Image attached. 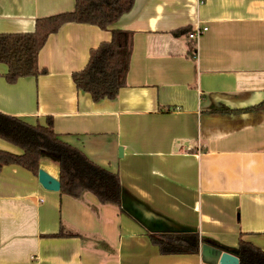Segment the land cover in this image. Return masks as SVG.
Segmentation results:
<instances>
[{"label":"crops","instance_id":"obj_1","mask_svg":"<svg viewBox=\"0 0 264 264\" xmlns=\"http://www.w3.org/2000/svg\"><path fill=\"white\" fill-rule=\"evenodd\" d=\"M73 8L0 0V33L31 32ZM114 29L132 33L125 86L93 102L71 74ZM38 65L45 75L13 84L0 65V113L31 125L50 117L64 141L119 175L121 206L45 190L38 175L2 166L0 264H217L209 242L239 240L264 251V109L243 111L264 99V0H135L107 30L63 25ZM0 151L21 153L1 139ZM39 170L58 181L56 158L42 155ZM151 234H197L199 251L162 255Z\"/></svg>","mask_w":264,"mask_h":264},{"label":"trees","instance_id":"obj_2","mask_svg":"<svg viewBox=\"0 0 264 264\" xmlns=\"http://www.w3.org/2000/svg\"><path fill=\"white\" fill-rule=\"evenodd\" d=\"M135 0H74L70 12L38 18L31 32L0 33V65L7 70L8 84L21 78H37L46 70L38 65V55L48 37L68 23L94 26L107 30L130 12ZM132 51V33L120 29L111 31V38L89 51L83 69L71 74L77 91L88 94L93 102L114 100L125 86ZM264 109L261 104L243 111ZM228 111V110H227ZM0 139L17 147L19 155L0 151V168L14 165L34 176L38 175L42 155L58 161L59 193L78 199L91 193L102 205L121 206L119 175L91 161L79 148L67 143L52 128L51 118L45 125H31L17 117L0 113ZM55 234L48 237H61ZM150 242L162 255L198 253L201 240L197 234H151ZM210 245L237 257L239 264H264V251L249 242L239 240L234 249L217 243Z\"/></svg>","mask_w":264,"mask_h":264},{"label":"water","instance_id":"obj_3","mask_svg":"<svg viewBox=\"0 0 264 264\" xmlns=\"http://www.w3.org/2000/svg\"><path fill=\"white\" fill-rule=\"evenodd\" d=\"M118 151L119 156L121 157V148ZM38 182L45 190L53 192H57L60 190L59 182L51 178L42 170L38 171ZM217 253L219 254L217 258V264H239L237 257H235L234 255L227 252H221L219 250L217 251Z\"/></svg>","mask_w":264,"mask_h":264},{"label":"built area","instance_id":"obj_4","mask_svg":"<svg viewBox=\"0 0 264 264\" xmlns=\"http://www.w3.org/2000/svg\"><path fill=\"white\" fill-rule=\"evenodd\" d=\"M205 31L206 28L196 29L188 34V39L194 41Z\"/></svg>","mask_w":264,"mask_h":264}]
</instances>
